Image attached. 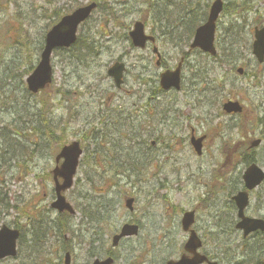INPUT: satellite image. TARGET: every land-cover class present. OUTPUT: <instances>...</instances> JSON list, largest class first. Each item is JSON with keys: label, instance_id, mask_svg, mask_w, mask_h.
Returning a JSON list of instances; mask_svg holds the SVG:
<instances>
[{"label": "rangeland", "instance_id": "obj_1", "mask_svg": "<svg viewBox=\"0 0 264 264\" xmlns=\"http://www.w3.org/2000/svg\"><path fill=\"white\" fill-rule=\"evenodd\" d=\"M89 1L0 0V128L7 131L0 139V191L4 202L0 205V224L20 227L24 234L18 257L0 264H59L60 256L63 264L64 248L72 250L71 264H87L92 261L88 252L95 247V255L106 252L111 241L105 240L122 223L136 218L143 230L116 248L115 263L161 264L181 254L187 239L180 225L181 215L191 209L196 210L195 226L211 255L222 252L227 245L230 249L220 255L222 264H233L227 253L233 261L245 260L240 257L242 237L223 234L228 225L221 220L237 216L231 197L236 183L243 182L247 166L243 157L251 155L264 169V126L257 123L264 113V86L253 88L256 86L244 79H264V64H257L251 46L254 28L264 24V0H239L240 4L224 0L229 7L218 22L223 31L219 46L230 43L237 46L236 52L229 53L225 65L219 62L223 58L220 52L217 59L198 51L188 56L182 90L163 93L156 103L158 112L169 117L160 125L161 132L166 136L173 133L175 138L168 137V151L159 145L148 156L135 152L137 146L127 140V134L139 138L152 127L138 125L132 114L130 120L122 117L116 125L106 124L113 130L105 133L108 139L101 138V134L96 138L98 125H102L98 117L107 114L97 111V96L110 97L115 107L120 103L115 101L116 96L126 91L147 98L158 93L162 66H157L151 44L145 50L133 47L129 32L135 22L144 21L148 33L158 39L163 67L173 68L189 51L182 30L186 21H181L187 10L183 3L188 1L95 0L99 8L79 30L78 48L83 41L91 43V55L79 61L73 54L55 53L52 85L40 95H33L27 90L26 78L39 62L52 20L56 22ZM197 1L201 11L203 3L213 0ZM176 8L180 12L168 17L167 12ZM238 45L243 48L239 55ZM119 58L127 59L129 65L123 90H117L107 75V69ZM232 60L236 61L233 66ZM239 66L245 69L246 77L238 74ZM198 89H204V98ZM230 99L243 103L241 116L223 111L224 102ZM124 105L127 112L133 108L131 100ZM173 122L178 125L173 127ZM192 129L197 136L207 137L199 156L190 143ZM254 138L263 139V143L249 150ZM76 139L82 143L84 155L75 185L66 197L80 212L63 219L68 233L57 220L58 211L51 207L55 197L51 171L61 145ZM125 196L137 198L135 213L125 207ZM81 211L88 212V219ZM247 213L264 216V184L252 193ZM83 222L87 228L99 231L101 245L90 233L86 235L92 238L91 248L86 243L77 246L73 231ZM214 234L220 249L215 248L218 241Z\"/></svg>", "mask_w": 264, "mask_h": 264}, {"label": "water", "instance_id": "obj_2", "mask_svg": "<svg viewBox=\"0 0 264 264\" xmlns=\"http://www.w3.org/2000/svg\"><path fill=\"white\" fill-rule=\"evenodd\" d=\"M221 3L217 1L215 3V7L212 10V16L210 17L209 22L204 25V29L197 32L195 36V41L193 44L194 46H199L204 50L210 51L212 54H215V49L213 48V41H214V32L215 26L214 21L217 14L221 10ZM93 5L91 7H85L79 9L71 16L65 17L60 21V24L56 26L49 32V36L47 38V47L45 52L42 54L43 59L39 65V68L29 77V87L33 89V91L37 92L39 89L44 87L46 84L51 82V66L49 65L50 60V53L52 49L56 46H70L72 42L76 39V29L78 25L84 20L91 12ZM135 31L131 32L132 39L136 46H145L147 41V37L144 35L143 24L138 23L135 27ZM257 41L254 42V53L259 58L260 62L264 60V28L261 29L256 33ZM124 67L122 64H117L113 68L110 69L109 74L115 76L117 84L120 83L122 78V71ZM162 79V84L164 87L168 88L171 86L176 85L179 87L177 83L176 73L174 76H169V74H164ZM241 107L238 103L229 102L225 105V110L227 112H241ZM260 143V140H255L252 143V146H257ZM60 158H65V162L58 167L54 172V177L58 180V177H62L64 182L62 184L57 183V191H58V201L53 206L60 209H70L69 205L66 204L64 197L61 196V192L67 190L73 184L74 174L77 169L78 158L81 155V150L79 147V143H74L70 146H65L62 152L59 154ZM244 180L246 181L247 187L252 189L256 187L259 183L264 180V172L261 168H259L256 164H252L248 167V170L244 174ZM246 195H239L237 197V201L240 204V213H242L244 207L246 206L247 202ZM132 201L128 202V206H131ZM72 210V209H71ZM190 212L189 214L185 215L184 218V227L186 229L190 228L191 223L194 220V215ZM123 233L116 237L119 239L122 236L127 234H136L137 227H131L126 225L123 229ZM19 234L17 231H11L8 228L4 227L0 231V258H4L7 255H15L16 253V239L18 238ZM201 244L199 242L198 237H196L193 233L191 239L186 244L185 249L187 251L194 254L192 258L187 256H182L181 260L178 262L171 261L169 264H199L204 261V259H200L199 255L196 253L197 247ZM94 264H113L112 259L105 260L104 262L100 263L96 261Z\"/></svg>", "mask_w": 264, "mask_h": 264}, {"label": "bare ground", "instance_id": "obj_3", "mask_svg": "<svg viewBox=\"0 0 264 264\" xmlns=\"http://www.w3.org/2000/svg\"><path fill=\"white\" fill-rule=\"evenodd\" d=\"M187 1H188L187 4L186 3H183L184 10L186 8V9L190 10L192 13H197L198 12L197 9H200L201 8V5L198 4V3H196L195 0H187ZM92 2H95V0H90L89 1V3H92ZM234 2L235 3H238V4L241 3L239 0H236ZM179 12L180 11L177 8L176 9H171L169 12H167V15H168V17L173 18V16L177 15ZM49 17L51 19H53L54 18V15L53 14H50ZM52 22H53V24L55 23L54 20H52ZM204 25H206V24L205 23L203 24L201 22L194 23L192 25V27L190 28V32L188 33L189 36L194 37L196 32L204 29V27H205ZM176 44L177 45H181V43L178 42V41H176ZM238 47L241 48V49L239 48V51H238V55H239L240 53H242L243 48H242V46H239V45H238ZM213 48L215 49V52L216 53L217 52L222 53L223 59L226 60V59L230 58V57H228V55H229L230 52L231 53L232 52H236L237 46H232L230 43H227L226 46H224L222 48L219 45H217V44ZM195 51H197V50L194 49V51H192V53H194ZM185 56H188V54L185 53ZM162 61H163V59H156L155 62L157 64V63H160ZM219 62H221V65H225L221 60H219ZM123 63H125L127 65V70H129V65L127 63V59H124L123 60ZM173 69H174V72H176L177 83L183 88V86H184V83H183L184 72H183V70L181 68L177 67V66H174ZM236 69H237L238 74L239 75H242V77H246L247 76V73L245 74V70H243L242 68L239 67V68H236ZM163 75H164V73L160 72L159 77H161L162 79L165 78V77H163ZM244 79L247 81V83L252 84L251 85L252 87L253 86H256V87H253V88H261L262 86H264V79H263V77L262 78H260V77H254V78H251V79L250 78H244ZM253 84H255V85H253ZM249 87H250V85H249ZM205 95H206L205 92L202 93V96L203 97ZM158 96L159 95L153 96L152 97V100L150 101V103L156 104L159 101V97ZM179 115L182 116L181 113ZM99 120H101V117L100 116H99ZM257 123L259 124V126L264 125V113H261L259 115V117L257 119ZM98 126H99L98 127L99 128L98 133L99 134H102L104 132V130H105V127L103 125H98ZM5 131H6V129H4V128L1 129L0 128V139H2L5 136V134L7 133V131L6 132ZM148 153L149 152H145L144 153V156H148L149 155ZM263 231H264V229H263ZM229 233H230L229 228L228 229H225V234L227 235ZM254 233H256V231H252L251 232V234H254ZM210 235H212V234H210ZM262 237H264V235L263 236H258V238L255 241H251L250 243H248V242L245 243L246 241H244V242L240 243L239 246L242 247V251H248V250L254 251L255 250V247H256L255 245L258 242H260V243L263 242L264 243V239Z\"/></svg>", "mask_w": 264, "mask_h": 264}, {"label": "flooded vegetation", "instance_id": "obj_4", "mask_svg": "<svg viewBox=\"0 0 264 264\" xmlns=\"http://www.w3.org/2000/svg\"><path fill=\"white\" fill-rule=\"evenodd\" d=\"M136 111H141L144 110V109H147L149 106L147 105L146 102H134L133 103V106H132ZM264 219V218H263ZM237 222V218L235 219L234 221V225L236 224ZM233 234L237 235L238 237H242V240H241V243L246 241L245 243H250L251 241H255L258 236H263L264 235V231H261V230H258V232L254 233V234H249L247 237H243L242 235V231H240L239 229H237L236 225L234 227V230H233ZM264 239V237H262ZM262 241V240H261ZM256 254L259 256V254H262V256H255V257H252L251 254L252 252L249 253V259L244 261L243 263H238V264H264V243H260L258 242L256 245Z\"/></svg>", "mask_w": 264, "mask_h": 264}, {"label": "trees", "instance_id": "obj_5", "mask_svg": "<svg viewBox=\"0 0 264 264\" xmlns=\"http://www.w3.org/2000/svg\"><path fill=\"white\" fill-rule=\"evenodd\" d=\"M1 203H4V202H0V205H1Z\"/></svg>", "mask_w": 264, "mask_h": 264}]
</instances>
